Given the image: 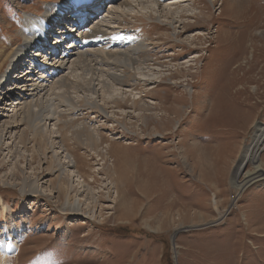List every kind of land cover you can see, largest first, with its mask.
<instances>
[{"label":"rangeland","instance_id":"rangeland-1","mask_svg":"<svg viewBox=\"0 0 264 264\" xmlns=\"http://www.w3.org/2000/svg\"><path fill=\"white\" fill-rule=\"evenodd\" d=\"M67 1L0 0V43L22 46L26 14L43 16L49 5ZM109 1L96 23L107 17ZM134 1L128 16L115 19L118 25L102 29L125 36L123 51L133 40L144 41L149 50L131 59L149 56L152 72L139 66L137 84L117 83L111 74L122 67L104 65L103 80L112 84L110 100L102 104L107 116L84 103L73 116L62 108L65 119H72L61 124L62 137L99 198L92 205L96 216L62 210L69 192L59 173L49 171L52 149L37 151L31 135L21 144V127L16 143L25 147L26 160L0 145V239L20 241L7 264H264V179L240 195L233 186L242 155L264 127V0L180 2L173 27L153 12L150 0H138L144 8ZM23 72L15 84L24 80ZM82 88L75 96L86 94ZM141 101L153 107L145 111ZM78 125L98 130L101 145L90 150ZM261 159L264 165V148ZM252 169L249 164L247 171ZM114 177L123 194L116 202ZM37 180L53 194L21 193L23 181Z\"/></svg>","mask_w":264,"mask_h":264},{"label":"bare ground","instance_id":"bare-ground-1","mask_svg":"<svg viewBox=\"0 0 264 264\" xmlns=\"http://www.w3.org/2000/svg\"><path fill=\"white\" fill-rule=\"evenodd\" d=\"M104 1L105 0H101V2L91 4L89 0H70L60 6L57 5L58 7L49 5L43 16L26 14L27 16L23 21V29L21 32V35L25 38V44L17 48L14 47L13 42L7 39L2 40V43H0V75L3 74L0 77V145L5 143L6 150L8 154L12 155L11 157L18 154L26 160L24 154L26 152L25 147L20 149L16 143L18 140L17 132L23 127L19 139L21 144L25 145L26 139L31 135L37 151L38 149L41 150L43 147L49 146V148L52 149L53 158L55 159L49 171L59 173L57 177L59 182L66 183L69 192L67 193L66 203L62 206V210L76 215H86L90 219L96 216L97 212L96 210L93 211L92 205L95 206L99 198L94 195L84 175L80 172L78 157L66 147V141L62 137L63 131L61 124L72 122V119H65L63 115L64 111H66L65 114L68 116H73L80 112L82 109L81 107H83L81 105L86 104L107 116L108 113L103 105L105 101L110 100L108 94V88L110 87L108 86H110L109 84H111V81L108 83L106 81L107 79L103 80L106 75L103 73L102 66H108L111 63L122 67L120 72L112 70L115 72L111 74L112 82L116 81L117 83H122L124 80H127L128 83L134 82L133 84H137L136 69L138 70V68H140L139 66H142V69L146 68L152 72L153 69L150 68L152 65H155V63L151 65V61L153 60L149 56L146 58L143 57L142 60L131 59V55H137L149 50V47L144 41L131 40L133 45L123 51L122 49L126 47L123 40L114 38L121 37V33L114 32L116 28H110L112 32H107L105 29H102L105 26L107 27V25H118L117 20H123L124 17L128 16L126 9L129 8V6H134L132 0L122 4L117 3L119 0H113V5H111V9L107 12V17L102 18L96 23L104 14V11H102ZM162 1L163 0H150L155 6L153 12L158 13L159 15L157 16L162 19L166 18L169 21L167 23L173 27L176 22H178L175 21L176 19H173L174 16L178 14L173 9L174 6L180 4V2L189 0H174L163 6L158 5ZM111 3L112 1H110V4ZM134 3L138 8L141 6L138 0L134 1ZM85 5H87V7H84ZM81 7L83 10L87 9L85 16H82L81 11L77 9ZM71 8H74V10L69 13L67 17H64L63 12ZM141 8H144V6H141ZM169 14H171L172 17L169 18ZM108 18L112 20L109 21ZM182 18V16L179 17V19ZM91 19L95 20L93 24L96 23L93 27H89ZM262 34L264 36V32ZM51 35L53 38L50 37ZM63 40H66V43H64ZM102 43H104V45H102ZM122 45H125V47H122ZM114 47H120L121 49H115ZM109 48H112V50H108ZM25 56H28V58L24 60V65L19 67V62L23 60ZM36 56H40L39 58L42 61L37 62L36 60L39 58ZM7 64H9L8 68L3 71ZM28 64L30 66H27ZM15 65H18L20 68V70H17L15 78L19 76V71H24L20 76H24V80L22 79L19 84H15L17 81H13L14 77H12V81L11 77H9L15 70ZM44 67H46V69H44ZM99 70L100 73H102L100 76L95 74ZM105 70H107V68H104V71ZM108 74H110V72ZM142 75L145 76L146 74L143 73ZM107 76L109 77V75ZM7 80L11 81L12 84L4 88ZM148 81L151 80L149 79ZM148 81L144 84H147ZM148 84H153V82ZM81 87H83L82 89H84L86 94L83 95V97H79V94L75 96V92ZM126 91L128 90L126 89ZM24 98L27 99L22 103V101L25 100ZM141 102L140 105H142L143 109H146L145 111L153 107L150 104L144 103V101ZM132 105L136 107L138 103L133 101ZM63 107L65 108L64 111L62 109ZM76 129L81 134H83L84 131L87 132V136L84 140L87 146L91 148L90 150L93 151L101 145V138L98 130H89L83 125H78ZM71 137L72 135L69 136V140ZM263 148L264 127L259 126L254 135L252 144L246 148L237 169L235 168L233 186L238 195L244 191L246 186L264 179V165L261 159ZM103 151L105 150L103 149ZM96 154L102 156V159L105 160V153L96 151ZM249 164L253 166V169L247 171ZM108 170H112L113 172L116 171L113 167H110ZM115 178L116 177H114L110 183L111 188L114 189L113 202H116L117 198L123 197L122 192L117 188L118 183L116 184ZM20 187L21 193L27 195H39L42 193L51 196V194H53L47 187L43 185L40 186L38 180L31 183L23 181ZM72 192H74L72 199L74 201L70 199ZM128 208H132V205ZM129 211L130 210H128V212ZM177 215L180 217L179 212ZM19 244L20 241L15 238H10L8 241L0 239V264H7L6 257L18 251Z\"/></svg>","mask_w":264,"mask_h":264},{"label":"snow or ice","instance_id":"snow-or-ice-1","mask_svg":"<svg viewBox=\"0 0 264 264\" xmlns=\"http://www.w3.org/2000/svg\"><path fill=\"white\" fill-rule=\"evenodd\" d=\"M115 39H124V37H114Z\"/></svg>","mask_w":264,"mask_h":264}]
</instances>
